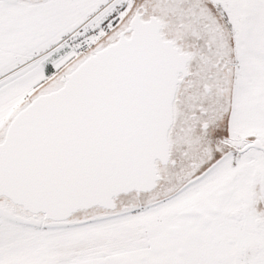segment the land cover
Instances as JSON below:
<instances>
[{
	"label": "snow or ice",
	"instance_id": "snow-or-ice-1",
	"mask_svg": "<svg viewBox=\"0 0 264 264\" xmlns=\"http://www.w3.org/2000/svg\"><path fill=\"white\" fill-rule=\"evenodd\" d=\"M0 264H264V0H0Z\"/></svg>",
	"mask_w": 264,
	"mask_h": 264
}]
</instances>
